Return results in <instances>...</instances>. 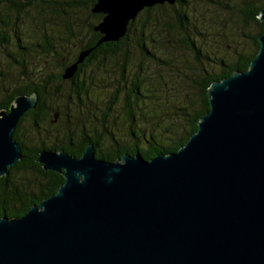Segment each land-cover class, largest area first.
Returning <instances> with one entry per match:
<instances>
[{"label": "water", "instance_id": "1", "mask_svg": "<svg viewBox=\"0 0 264 264\" xmlns=\"http://www.w3.org/2000/svg\"><path fill=\"white\" fill-rule=\"evenodd\" d=\"M165 2L175 0H96L98 44ZM258 40L246 71L209 85L210 109L178 151L108 161L93 143L80 157L40 150L37 161L64 183L22 216L0 217V264H264V33ZM37 102L19 95L0 109V177L23 158L14 132Z\"/></svg>", "mask_w": 264, "mask_h": 264}, {"label": "trees", "instance_id": "2", "mask_svg": "<svg viewBox=\"0 0 264 264\" xmlns=\"http://www.w3.org/2000/svg\"><path fill=\"white\" fill-rule=\"evenodd\" d=\"M205 2L213 3L215 0ZM259 2L260 0H248L241 9L245 23L253 22L259 26V31L251 36L252 47L237 51L231 59L221 57L213 61L215 64L213 68L217 67L216 69L203 68L196 81L197 99L179 107L183 118L180 127L172 129L167 125L163 129L164 122L161 124L159 121L157 126L149 124L148 127H144L143 123L147 124L153 118L152 114L150 117L146 115L144 110V101L150 96L148 93L150 89L144 77H141V67L127 77L124 72L122 73L123 103L131 131L125 144L108 130L105 120L111 111L110 107L102 118L100 131L96 128L89 131L84 121L79 122L77 119L73 122L68 112L58 105L57 100L68 86L78 104L86 105L85 101L89 99L86 73L95 62L112 59L123 52L125 62L129 63L132 47H135L142 57L154 56L148 44L159 42L161 31H169L177 27L184 34H189L192 26V18L188 10L189 0H175L174 3L165 2L146 7L130 22L128 31L122 38L100 44L98 41L102 34L94 28L103 18V14L92 11L96 0H0V45L6 47L14 42L15 52L7 54L19 67V71L10 80H7L9 74L3 75L6 82L0 89V109L9 110L19 95L38 94L36 107L22 115L14 132V138L22 147L23 158L9 167L8 175L0 177V217L22 216L33 205L56 193L64 183L62 173L46 170L37 161L42 149L64 150L80 157L88 144L93 143L96 157L108 161L120 160L125 153L134 155L139 153L144 158L150 159L160 153L178 151L197 131L198 121L210 109L207 95L209 85L215 80L231 75L236 70L246 71L257 55L260 49L258 37L264 33V21L258 17L264 8V0ZM79 8H84L89 16L85 19V25L77 26L75 18L66 15L76 14ZM22 13L21 20L26 31L16 29L17 20ZM52 19L57 20L53 21L55 24L48 22ZM60 22L64 25L60 32L65 34L59 35L57 42L55 36L48 35L47 30L53 31L54 25L60 27ZM73 23L75 25H72ZM12 25H15L14 28H11ZM31 25L39 29L37 32L40 31V39L30 40L34 36V33L32 34L34 28ZM10 28L13 29V34ZM155 29H157L156 39L152 32ZM133 33L137 34V38L132 45ZM184 40L185 45L196 57L210 59L208 54L202 53L201 48L189 35ZM91 47L95 48L79 64L75 75L70 79H64L62 74L65 68L78 59L81 51ZM31 54H35L33 56H36V61L30 63L37 67L39 65L35 63L41 58L44 59L42 71L29 69L27 57ZM48 56L56 57V61L52 62L53 67H49V71L44 72L45 64H48L46 63Z\"/></svg>", "mask_w": 264, "mask_h": 264}, {"label": "rangeland", "instance_id": "3", "mask_svg": "<svg viewBox=\"0 0 264 264\" xmlns=\"http://www.w3.org/2000/svg\"><path fill=\"white\" fill-rule=\"evenodd\" d=\"M205 1L207 0H189L190 8L188 10L192 18L189 34H184L177 27L169 31H161L159 33L160 41L148 44L154 56L142 57L137 49L132 47L129 63L125 62L123 52L112 59L95 62L86 73V86L89 88V99L85 101L86 105L78 104L68 86L64 88L62 96L57 100L58 105L68 112L73 122L78 119L79 122L87 123L86 127L89 131L95 128L100 131L102 118L110 107L111 111L105 120L108 130L126 144L131 131L123 103L124 82L121 75L124 72L125 77L130 76V73L136 72L141 67V77H144L150 89L148 92L150 96H147L144 101V110L146 115L150 117L152 114L153 117L150 119L151 122L149 120L147 124L143 123L144 127H148L149 124L157 126L158 121L161 124L165 123H163V129L167 125H170L172 129L180 127L183 118L180 115L179 107L197 99L196 81L203 68L216 69L217 67L213 68L215 66L213 61L219 60L221 57L231 59L237 51L251 48V36L259 31L257 24L245 23L243 14H241V9L248 0H215L213 3ZM262 1L260 0L259 3ZM84 10V8H79L76 14L70 13L66 17H74L77 26L85 25V19L89 14ZM22 15L23 13L17 20L16 29L18 31H26L23 28ZM50 21L55 24L53 21L57 20L52 19L48 22L51 23ZM59 25L60 27L54 25L53 31L47 30L48 35L55 36V41L60 38L59 35L65 34V32L63 34L60 32L64 26L62 22ZM14 26L12 25L11 28ZM31 26L34 28V25ZM11 28L9 30L13 34ZM33 30L34 36L30 40L40 39V31L37 32L39 29L35 27ZM152 32L156 39L157 29ZM188 35L197 43L204 55H209L210 59L204 60L205 57L195 56L194 52L185 45L184 39ZM136 38L137 34L133 33L131 36L132 45ZM15 49L13 41L6 47L0 45V89L6 82L3 75L9 74L7 80H10L19 71L18 65L7 54L15 52ZM33 55L35 54L27 57L29 69L32 68L31 71L40 72L44 59L41 58L35 63L39 65L37 67L30 63L33 60L36 61V56ZM55 61L56 57L48 56V62H46L48 64H45L43 71H49V67H53L52 62L55 63Z\"/></svg>", "mask_w": 264, "mask_h": 264}]
</instances>
